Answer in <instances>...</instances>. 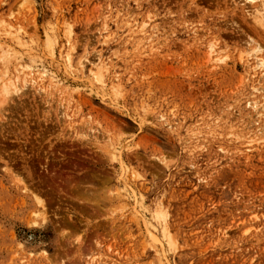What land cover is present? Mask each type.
I'll return each mask as SVG.
<instances>
[{
  "label": "rangeland",
  "instance_id": "rangeland-1",
  "mask_svg": "<svg viewBox=\"0 0 264 264\" xmlns=\"http://www.w3.org/2000/svg\"><path fill=\"white\" fill-rule=\"evenodd\" d=\"M249 9L0 0V264H264Z\"/></svg>",
  "mask_w": 264,
  "mask_h": 264
},
{
  "label": "bare ground",
  "instance_id": "bare-ground-1",
  "mask_svg": "<svg viewBox=\"0 0 264 264\" xmlns=\"http://www.w3.org/2000/svg\"><path fill=\"white\" fill-rule=\"evenodd\" d=\"M243 1L244 3L248 4L250 9L251 10L249 13L250 15V18L254 21V23L258 26L260 25L264 27V0H241ZM248 13V12H247ZM252 21V22H253ZM253 23V24H254ZM213 46V45H212ZM210 46V47H212ZM213 48V47H212ZM210 48V49H212ZM213 50V49H212ZM211 50V51H212ZM257 50V48H254V49H251L249 50L248 52H255ZM260 50L258 49V52ZM257 52V53H258ZM256 54V53H255ZM248 56V54H246ZM250 57V56H249ZM253 57V56H252ZM255 59V61L253 62V71H256V69L259 70V79H262L264 78V60H261L259 59L258 56H255L253 57ZM222 62V60H221ZM255 73V72H254ZM24 83V82H23ZM262 89V88H261ZM3 90H6L3 89ZM7 91V90H6ZM263 92V90H261ZM5 92V91H4ZM9 94V93H8ZM7 96V95H6ZM263 99V98H262ZM255 103V102H254ZM254 103H253V106H254ZM256 104V103H255ZM257 105V104H256ZM254 109V108H253ZM263 114V110L260 109L259 112L257 113V115H259L261 117V115ZM3 116V115H2ZM259 117V118H260ZM17 172V171H16ZM54 174V173H53ZM17 181V180H16ZM62 181V180H61ZM22 184V183H21ZM28 190V189H27ZM57 190V189H56ZM78 191L79 190V185H71V191ZM58 191H61L60 188H58ZM65 192V191H64ZM35 200H37L36 202L38 203V205H40V209L43 211V213H45L44 211L45 210V205L43 204V202L39 199V198H35ZM45 215V214H44Z\"/></svg>",
  "mask_w": 264,
  "mask_h": 264
}]
</instances>
